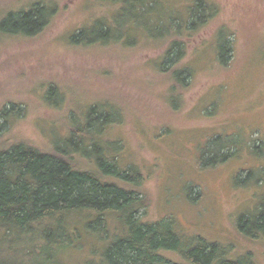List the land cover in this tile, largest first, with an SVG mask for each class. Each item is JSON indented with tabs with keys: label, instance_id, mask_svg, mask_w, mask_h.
<instances>
[{
	"label": "rangeland",
	"instance_id": "374dc122",
	"mask_svg": "<svg viewBox=\"0 0 264 264\" xmlns=\"http://www.w3.org/2000/svg\"><path fill=\"white\" fill-rule=\"evenodd\" d=\"M36 1L56 8L43 30L27 38L0 36V110L9 116L0 120V151L23 143L52 152V142L70 134V116L81 124L96 105L115 124L102 129L97 149L85 157L113 156L119 170L131 167L138 185H118L145 200L136 217L147 224L167 218L180 237L179 252L162 251V256L190 264L182 253L203 241L219 246L226 261L264 264V234L247 227L244 236L238 228L241 217L264 206V0H203L218 13L187 43L180 66L191 76L184 85L160 69L167 48L163 38H151L132 23L125 26L127 15L117 1L0 0V20ZM152 1L155 22L161 16L185 19L197 0ZM101 23L112 37L122 34L120 40L69 42L76 31ZM226 35L232 50L221 64L218 41ZM49 87L62 96L60 104L44 101ZM217 135L235 141L231 156L202 167L201 149ZM85 157L79 154L75 165L93 170ZM77 227L80 240L57 250L53 264H107L106 244L127 232L117 219H108L105 240L82 222ZM7 250L0 247V264L13 260Z\"/></svg>",
	"mask_w": 264,
	"mask_h": 264
},
{
	"label": "trees",
	"instance_id": "16d2710c",
	"mask_svg": "<svg viewBox=\"0 0 264 264\" xmlns=\"http://www.w3.org/2000/svg\"><path fill=\"white\" fill-rule=\"evenodd\" d=\"M112 1H117L122 14L127 15L129 24L125 26L132 23L151 38H163V47L167 48L160 69L181 85L186 84L191 71L180 64L187 43L214 20L217 8L212 3L197 0L185 19L161 16L152 22L150 15L156 5L152 0ZM55 12L52 3L43 1H36L25 10L10 11L0 20V36H35L48 25ZM173 27H176L174 34ZM121 37L122 34L112 37L108 26L101 23L89 30L76 31L69 42L89 46L96 41L104 44L110 40L118 41ZM229 37L219 36L217 56L221 64H226L232 50ZM47 89L44 101L60 104L62 96L58 90L55 87ZM0 114V120L5 123L9 116L3 110ZM69 124L70 134L53 141L52 152H41L23 143L0 151V247L7 246L5 254L13 257L11 263L5 264H29V260L40 257L44 258L41 264H53L57 250L74 246L78 242L76 238L80 240L79 222L86 230L99 232L100 238L105 240L108 219L124 223L127 232L114 243L106 244L104 257L107 264H173L160 254L162 251L179 252L182 246L171 220L164 218L155 223H144L136 217L139 210L146 207L143 197L135 190L118 185V182L126 186L128 183L134 187L138 185L137 179L131 177V167L119 170L113 156L99 155L93 161L85 157L97 149V138L102 129L115 124L112 115L95 105L86 111L81 124L73 115ZM235 145L228 137L214 136L201 149L200 164L209 167L227 161L231 156L228 150ZM79 154L94 165L93 170L77 168L74 159ZM250 175L248 172L245 178ZM247 227L250 233L256 230L264 234V206L259 207L255 215L240 218L238 228L244 236ZM182 256L190 264H241L226 261L219 246L203 241H198Z\"/></svg>",
	"mask_w": 264,
	"mask_h": 264
}]
</instances>
